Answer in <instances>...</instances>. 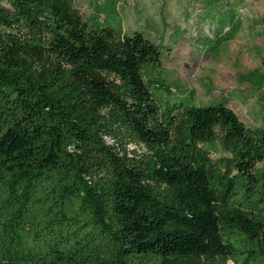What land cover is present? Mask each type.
<instances>
[{
    "label": "trees",
    "instance_id": "obj_1",
    "mask_svg": "<svg viewBox=\"0 0 264 264\" xmlns=\"http://www.w3.org/2000/svg\"><path fill=\"white\" fill-rule=\"evenodd\" d=\"M7 2L0 264H264V121L176 95L163 44L120 16ZM204 2L207 17L219 0ZM240 5L222 0L218 43L244 28ZM262 68L242 81L264 109Z\"/></svg>",
    "mask_w": 264,
    "mask_h": 264
},
{
    "label": "rangeland",
    "instance_id": "obj_2",
    "mask_svg": "<svg viewBox=\"0 0 264 264\" xmlns=\"http://www.w3.org/2000/svg\"><path fill=\"white\" fill-rule=\"evenodd\" d=\"M240 1L245 26L237 38L220 44L222 0L207 17L204 0H75L86 20L118 25L120 16L124 31L140 30L163 44L162 65L178 83L176 95L187 93L198 105L229 98L238 116L256 126L264 121L262 91L242 77L264 62V0Z\"/></svg>",
    "mask_w": 264,
    "mask_h": 264
}]
</instances>
